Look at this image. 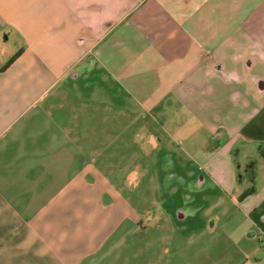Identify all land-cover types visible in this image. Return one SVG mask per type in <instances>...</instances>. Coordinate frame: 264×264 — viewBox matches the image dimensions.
Listing matches in <instances>:
<instances>
[{
  "label": "crops",
  "instance_id": "1",
  "mask_svg": "<svg viewBox=\"0 0 264 264\" xmlns=\"http://www.w3.org/2000/svg\"><path fill=\"white\" fill-rule=\"evenodd\" d=\"M0 264H264V0H0Z\"/></svg>",
  "mask_w": 264,
  "mask_h": 264
},
{
  "label": "rangeland",
  "instance_id": "2",
  "mask_svg": "<svg viewBox=\"0 0 264 264\" xmlns=\"http://www.w3.org/2000/svg\"><path fill=\"white\" fill-rule=\"evenodd\" d=\"M153 174L154 173H152V175ZM162 174H164V173H162ZM202 175H203L202 173H198L197 175H195V178H194V181L192 182V185H191V183H188L185 179V181H184L185 187H182L179 189V194H180L179 197H181V198L178 201H176L177 196H174V195L172 197H170L169 200L165 201L163 207H165L166 211L172 215L173 221H175L176 223L180 222V220H178L179 219L178 218V211L179 210H187L190 212L192 209L191 203L189 204L186 201L188 196H193L194 198L201 196L202 192H200V188H197L198 186H196V184L198 183V181ZM155 176L156 175H153V177H155ZM184 176L186 178L187 173H184ZM149 177H150V175H149ZM153 177H150V178H153ZM167 179H168L167 181L170 182L171 186L180 185L179 184L180 182H177V180H178L177 178L171 179L170 177H168ZM163 180H164V178H163ZM147 181H144L142 183V185L140 187L141 189L145 188L148 185ZM196 190H198V192H196ZM193 223H194V218L189 217L182 224L192 226ZM211 236L212 235H210L207 231H205V234L203 236L198 237V239H196L194 242H192V236L185 232L184 235L182 236V240L178 243L179 244L178 246H175V244L173 242V244L168 243V247H211L212 245L209 242V239L212 238ZM212 247H214V246H212ZM230 247H232V246H230Z\"/></svg>",
  "mask_w": 264,
  "mask_h": 264
},
{
  "label": "trees",
  "instance_id": "3",
  "mask_svg": "<svg viewBox=\"0 0 264 264\" xmlns=\"http://www.w3.org/2000/svg\"><path fill=\"white\" fill-rule=\"evenodd\" d=\"M21 52L19 51V52H17L7 63H6V65L3 67V68H5V67H7L11 62H13V60L17 57V56H19V54H20ZM249 192L247 191V192H245L244 194H243V196L244 195H247Z\"/></svg>",
  "mask_w": 264,
  "mask_h": 264
}]
</instances>
